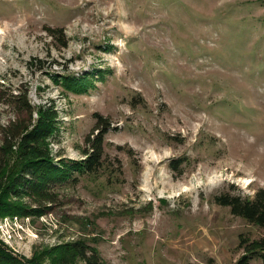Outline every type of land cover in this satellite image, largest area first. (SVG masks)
Returning <instances> with one entry per match:
<instances>
[{"label": "rangeland", "instance_id": "rangeland-1", "mask_svg": "<svg viewBox=\"0 0 264 264\" xmlns=\"http://www.w3.org/2000/svg\"><path fill=\"white\" fill-rule=\"evenodd\" d=\"M20 92L57 113L66 177L36 206L3 195L16 156L0 169V203L24 209L0 214L18 263L81 242L101 264H238L264 239L214 202L264 188V0H0V100ZM94 114L111 127L86 176ZM12 118L0 104V127Z\"/></svg>", "mask_w": 264, "mask_h": 264}, {"label": "trees", "instance_id": "trees-1", "mask_svg": "<svg viewBox=\"0 0 264 264\" xmlns=\"http://www.w3.org/2000/svg\"><path fill=\"white\" fill-rule=\"evenodd\" d=\"M7 96L6 99L0 100V104L12 110L13 118L0 127V169L6 165L11 155H15L20 163V171L4 188L3 195L7 199L17 200L29 196L36 206L52 204L54 192L50 185L54 186L66 177L64 167H59L61 163L54 164L49 147L57 132V113L51 106L35 109L28 102L24 92L10 93ZM93 116L95 125L84 139V159L74 165L79 174L86 176L97 175L104 169V137L111 127L107 119L98 114ZM6 198L2 196L0 200L7 202ZM214 202L218 206L228 207L233 216L243 218L248 224L264 228V188L258 189L252 197L222 194L215 197ZM21 211L24 209L0 203V214ZM28 213L42 216L45 212L36 207ZM240 247H243L244 254L238 264H250V261L256 258L264 260V239L252 242L243 239ZM44 255L52 263L58 264H101L94 249H87L81 242L63 244L58 250ZM0 264L20 263L0 248Z\"/></svg>", "mask_w": 264, "mask_h": 264}]
</instances>
